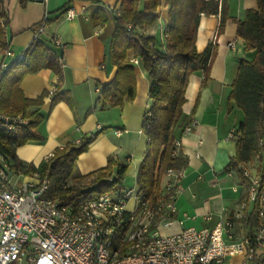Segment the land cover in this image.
Masks as SVG:
<instances>
[{"label": "crops", "instance_id": "0c3cea01", "mask_svg": "<svg viewBox=\"0 0 264 264\" xmlns=\"http://www.w3.org/2000/svg\"><path fill=\"white\" fill-rule=\"evenodd\" d=\"M120 3L121 0H28L22 6L21 0H5L9 17L8 50L17 56L40 40L58 57L62 69L61 78L53 70L44 68L26 75L20 83L25 99L42 100L39 106L30 107L27 113L38 112L44 117L38 127L44 141L30 142L16 150L24 165L38 167L48 155L68 144L78 143L83 137L97 132L100 126L104 132L79 156L75 175L87 176L104 169L113 159L117 165L128 166L126 178L134 177V188H138L137 176L148 153V139L142 133V124L146 111L152 105L149 97L151 81L139 60L136 59L138 64H134L132 60L135 59L130 55L136 78L134 100L126 102L123 107L104 106L101 92L117 72L109 61V52L116 31L117 14L114 9L120 7ZM227 3L230 19L222 34H217L220 16L203 15L201 19L198 50L203 52L212 44L216 53L207 82L204 83L202 72L189 79L183 113L186 121L194 123L193 131L186 136L181 135V130L177 132L179 153L187 158L188 164L177 172L181 176L176 185L177 212L172 226L161 227L163 235H174L187 228H213L230 219L234 238L238 241L248 234L257 235L264 223L254 210L255 204L247 202L248 181L234 170H227L236 155V140L232 134L244 120V113L230 99L232 86L240 61H253L256 56V52L248 50L246 41L238 36L237 21H244L246 12L257 8V1L227 0ZM142 4L143 0H140V7ZM169 7L170 0H163L158 8V25L144 30L161 49L166 43L164 36ZM68 9L74 10V20L67 19ZM97 12L103 13L105 23H100L102 19L99 18L96 24ZM45 15H48V21L44 32L38 34ZM56 37L66 45L65 48L51 43L50 40ZM229 43H234L235 47L229 48ZM5 53L0 49V69ZM52 90H55L53 95L50 94ZM58 95L67 96L70 103L59 100L53 104ZM117 129L124 131L120 137L115 135ZM257 163L253 162L251 166L255 169ZM11 176L17 185L38 181L32 174L20 175L13 169ZM167 182L165 178L162 193ZM263 258L253 264H263ZM241 262V257L228 260V264Z\"/></svg>", "mask_w": 264, "mask_h": 264}, {"label": "trees", "instance_id": "16d2710c", "mask_svg": "<svg viewBox=\"0 0 264 264\" xmlns=\"http://www.w3.org/2000/svg\"><path fill=\"white\" fill-rule=\"evenodd\" d=\"M28 0H21L24 6ZM257 8L246 12L244 21H237L238 36L247 43L248 50H254L253 61H240L237 77L232 86L230 99L244 113V120L235 132L236 155L227 168L234 170L246 182L243 167L252 164L261 177L260 194L264 192V0H256ZM163 0H121L120 15L115 18L116 31L109 52L110 63L117 68L114 79L102 87L104 106L123 107L136 96L135 67L130 55L142 64L151 81L149 97L151 107L146 111L142 133L147 137L148 153L137 176V186L143 198L154 207L162 196V184L166 172L173 169L181 172L187 167V158L177 153V132L183 136L185 128L192 123L186 121L183 106L187 102L186 90L192 75L202 72L204 83L209 80L215 48L209 44L203 52L197 47L198 30L202 16H220L217 34L223 33L230 19L227 0H170L167 35L163 49L155 39L144 33L146 28L156 27L160 15L158 8ZM105 23L103 13L95 15L96 24ZM9 17L5 0H0V49L7 51V25ZM131 27V29H129ZM44 68L53 70L59 78L62 75L60 60L40 40H36L24 53V58L11 64L0 76V113L10 117L22 115L27 125L18 126L8 132L0 121V153L12 163V169L22 175L39 174L48 176L51 185L45 194L48 199H60L66 205H77L107 193H121L124 189L128 166L117 165L110 159L104 169L87 176L75 175L76 162L104 129L83 137L78 143L66 145L54 152L51 162L43 161L38 167L24 165L16 150L30 142H43L38 127L44 117L38 112L27 110L39 106L42 100L24 98L20 90L22 79ZM55 93V90L53 94ZM52 94V95H53ZM70 98L58 95L53 104ZM116 168V170H115ZM69 181H72L69 184ZM259 212V204H255Z\"/></svg>", "mask_w": 264, "mask_h": 264}, {"label": "built area", "instance_id": "2783aa9c", "mask_svg": "<svg viewBox=\"0 0 264 264\" xmlns=\"http://www.w3.org/2000/svg\"><path fill=\"white\" fill-rule=\"evenodd\" d=\"M114 10L120 15L119 6ZM66 17L74 20V10L68 9ZM47 21L45 15L38 34L44 32ZM50 41L58 48L66 47L57 37ZM228 47L233 49L235 44L229 43ZM23 58L24 53L16 56L6 51L1 74ZM132 62L138 64L136 59ZM0 121L8 132L28 123L22 115L10 117L2 113ZM193 126V122L188 125L183 136L190 134ZM123 133L115 130L117 137ZM179 148L177 142V153ZM53 158L52 153L45 161ZM11 171V161L0 153V264H228L229 259L237 257L242 258L241 264H253L264 257V223L257 235L248 234L238 241L230 219L213 228H187L163 235L161 227L172 226L177 212L176 185L181 176L173 169L166 172L168 182L154 207L138 188L66 205L60 199L45 198L51 185L48 176L41 178L33 173L37 183L17 185ZM243 175L248 181L247 202L259 204L258 214L263 220L261 177L250 164L243 167Z\"/></svg>", "mask_w": 264, "mask_h": 264}, {"label": "rangeland", "instance_id": "374dc122", "mask_svg": "<svg viewBox=\"0 0 264 264\" xmlns=\"http://www.w3.org/2000/svg\"><path fill=\"white\" fill-rule=\"evenodd\" d=\"M143 6H144V0L141 8H143ZM254 162H257V157L255 158ZM135 185H136V179L134 177L127 176L126 182L124 183L125 188L132 189L135 187Z\"/></svg>", "mask_w": 264, "mask_h": 264}, {"label": "bare ground", "instance_id": "6f19581e", "mask_svg": "<svg viewBox=\"0 0 264 264\" xmlns=\"http://www.w3.org/2000/svg\"><path fill=\"white\" fill-rule=\"evenodd\" d=\"M193 82H194V79H193Z\"/></svg>", "mask_w": 264, "mask_h": 264}]
</instances>
